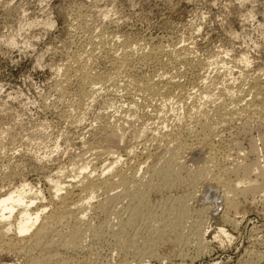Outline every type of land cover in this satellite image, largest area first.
<instances>
[{
  "label": "rangeland",
  "instance_id": "rangeland-1",
  "mask_svg": "<svg viewBox=\"0 0 264 264\" xmlns=\"http://www.w3.org/2000/svg\"><path fill=\"white\" fill-rule=\"evenodd\" d=\"M147 81L152 94L138 90ZM263 106L264 0H0V194L28 183L33 206L49 213L65 203L75 214L46 235L50 253L29 233L18 240L12 225L0 264H264ZM240 149L245 161L261 157V188L232 187L238 206L226 211L214 177L233 178ZM116 155L144 191L146 213L123 234L136 231L138 256L117 239L130 217L128 200L112 196L121 187L78 208L76 187L61 189V202L47 181L58 175L64 186L83 164L98 174ZM170 156L177 166L162 184ZM170 205L184 212L162 211ZM73 227L79 246L65 247L59 234Z\"/></svg>",
  "mask_w": 264,
  "mask_h": 264
},
{
  "label": "bare ground",
  "instance_id": "bare-ground-1",
  "mask_svg": "<svg viewBox=\"0 0 264 264\" xmlns=\"http://www.w3.org/2000/svg\"><path fill=\"white\" fill-rule=\"evenodd\" d=\"M142 51V50H141ZM96 77V76H95ZM114 78V77H113ZM96 81V80H95ZM100 81V80H99ZM167 81V80H166ZM137 82V81H136ZM170 82V81H169ZM133 83V82H132ZM154 82H151V81H147L145 83H142L140 84L138 90H141L143 92H145L146 94H152L155 92V89L156 87L154 86L153 84ZM92 85V84H91ZM132 85V84H131ZM127 87V86H126ZM138 88V87H137ZM134 89V88H133ZM144 96V94H143ZM259 108V107H258ZM262 111L264 112V106ZM176 114V113H175ZM263 114V113H262ZM217 115V114H216ZM176 119V118H175ZM178 119V118H177ZM199 127V126H198ZM202 129V128H201ZM210 129V128H209ZM196 133V132H195ZM198 133V132H197ZM209 133V132H208ZM261 134V133H260ZM198 135V134H197ZM193 136V135H192ZM191 136V137H192ZM111 137V136H110ZM190 137V138H191ZM259 137V135H258ZM197 138V137H196ZM203 138V136H202ZM260 138H261V148L260 150L264 149V132L260 135ZM112 140V139H111ZM203 140V139H202ZM197 141V140H195ZM201 141V140H200ZM200 143V142H199ZM253 143V142H252ZM251 147L249 149L250 153L256 150H258V148L253 144H250ZM178 147V146H177ZM183 147V146H182ZM189 147V146H188ZM181 148V146L179 147ZM100 149V148H99ZM156 149V148H155ZM177 150V148H176ZM179 150V149H178ZM182 150V149H181ZM248 151V153H249ZM157 152V151H156ZM257 152V151H256ZM102 153V152H100ZM177 153V152H176ZM246 153L245 150L243 149H240L239 151V155L237 156V159L231 164V170H230V173L229 174H232L233 175V178H231L230 175H227L226 177H224V179L222 178V176H213L215 181H219L220 183V180L219 179H222L221 180V183L220 185H222V192L220 193H223V197H224V201H223V204L224 206L226 207V211H227V208L230 210L231 207H234L236 204L234 202V195H237L236 193H233V190L235 186H239V185H242L243 188H237L239 189L238 191L240 192H243L244 194L249 192V191H253V190H258L259 188H261L260 186V182L258 180V175L261 174V167L259 165V159L261 158H254V159H250V161H245V156H246ZM264 153V152H263ZM148 154V153H147ZM168 154V153H167ZM174 155V153H173ZM176 155V154H175ZM262 156V155H261ZM264 157V154L263 156ZM120 159H121V156L120 155H116L114 156L109 162H107L106 164L104 163L102 166H100V173L94 174L93 170L91 169H86L87 167H85L86 165H80V169L78 168L77 170V174L74 176V179L70 181V183L67 182V184L65 183V185L63 186L62 182L59 180V176L58 175H53V176H49L47 178V181L49 183V186H50V189H51V197H54V198H59L60 197L62 198L61 194H60V190L61 189H66V194H69L71 193V190L69 189V185H72L74 186V188L76 187L78 189V194H77V200L78 201L77 203L74 202V204H77L76 206H81L83 205V203H87L88 200L92 199L93 195L96 194L98 191H102V192H106L107 190L111 189L113 186H119L121 187V193L120 194H116L113 193L114 195L113 198H119L121 195L126 198L128 200V204L130 205L129 206V213H128V216H130L129 218L125 217V219H119V226H118V241L120 243L121 246L123 247H126L128 249V247H130L132 249V251H134L135 253H137V256L139 254H142L143 249V246L142 248L137 246L136 244V241L139 240L138 238H136L137 236V233L136 231H134L133 233V237H130L128 239H124L123 238V234H125L126 231L125 228L127 227H133L135 224H134V219L136 216L138 215H142L146 212H142L144 210H141V206L139 205H142V204H139V202L143 199L144 197V191L143 190H140L139 188V183L141 182H138V180L135 178V175L133 172L129 173V175H127L126 173H124L123 171H121L119 165H118V162H120ZM264 160V159H263ZM132 161V160H131ZM176 161V159L173 157V156H170L168 158V162L167 164L165 165V169H163L164 171L163 172H159V182H161L162 184H166L168 183L169 181V178L171 176V174L174 173L173 169L177 166H174V162ZM121 163V162H120ZM137 164V163H135ZM177 164V163H176ZM264 166V165H263ZM162 167V166H161ZM99 168V167H98ZM131 168V167H130ZM73 169V168H72ZM94 169V168H93ZM161 169V168H160ZM159 169V170H160ZM264 169V168H263ZM158 170V169H157ZM156 170V171H157ZM176 170V169H175ZM98 171V172H99ZM227 171V170H226ZM154 172V171H153ZM255 173L254 177L252 178L250 176L251 173ZM264 172V171H263ZM56 173V172H55ZM252 173V174H253ZM53 174V173H52ZM190 174V173H189ZM197 174V173H196ZM264 174V173H263ZM216 175H222V174H216ZM155 176V175H154ZM73 177V176H72ZM156 177V178H157ZM262 177V176H261ZM260 177V178H261ZM173 178V177H172ZM140 180V179H139ZM153 180V179H152ZM156 180V179H155ZM158 182V183H159ZM218 183V182H217ZM142 184V183H141ZM148 184V183H147ZM170 185V184H169ZM30 185H28V183H23L21 185L20 188H16L15 189H12L11 191H7V192H4V193H1L0 194V241L3 240L4 242V237L6 234H8L7 232H10L11 231V226L13 225L14 226V230H15V234L18 236V240H22V236H24L26 233H29V238L31 239L30 240V244L33 246V248H35V246H39V248L41 249V251H43L42 249L45 250V248L49 247V242H51V239L50 241L48 240H44L45 237H47L46 235L50 232V230H52L53 228V225L57 224L58 222L60 223V221H62V218L64 217H74L75 214L73 212V207L71 208L70 205L69 206H65L67 204L64 203V206L63 208L57 211H53L51 210L52 212H49V213H44V207L43 205H40L38 206L37 204L33 206V203H34V200L39 198L38 194L33 191H31V187H29ZM146 186V185H145ZM144 186V187H145ZM245 186V188H244ZM143 187V189H144ZM148 187V186H147ZM153 187V186H152ZM233 187V189H232ZM149 188V187H148ZM10 189V188H8ZM142 189V188H141ZM236 189V191H237ZM241 189V190H240ZM235 191V192H236ZM189 192V191H188ZM209 192V191H208ZM255 192V191H253ZM242 193V194H243ZM241 195V194H240ZM186 196V195H185ZM244 197V195H243ZM54 198H53V201H54ZM213 198V197H212ZM65 199V198H62V200ZM75 199V198H74ZM112 199V198H111ZM215 199V198H214ZM218 199V198H217ZM41 200V199H40ZM62 200L60 199V201L62 202ZM213 200V199H212ZM223 200V199H222ZM87 201V202H86ZM108 201V200H107ZM118 201V200H117ZM168 201V200H167ZM181 202V200H179ZM183 201V200H182ZM215 201V200H214ZM213 201V202H214ZM71 202V201H70ZM142 202V201H141ZM114 203V202H113ZM182 203V202H181ZM180 203V205H181ZM215 203V202H214ZM82 204V205H81ZM121 204V203H120ZM171 204V203H170ZM178 203H176L177 205ZM63 205V204H62ZM60 205V206H62ZM85 205V204H84ZM174 205V204H173ZM179 205V204H178ZM179 205V206H180ZM183 205V204H182ZM75 206V207H76ZM178 206V207H179ZM216 206V204H215ZM238 206V204L236 205ZM76 207V208H77ZM85 207V206H84ZM181 207V206H180ZM179 207V208H180ZM184 207V206H182ZM210 207H213L210 206ZM79 208V207H78ZM223 208V206H222ZM237 208V207H236ZM16 209V214H15V217H12L14 218L13 219V222L12 220L10 219V217L12 216V213L13 211ZM95 209V208H94ZM185 209V208H184ZM244 209V208H243ZM75 210V209H74ZM81 210V209H80ZM84 210V209H83ZM147 210V209H146ZM187 210V209H186ZM185 210V212H187ZM162 211H165V213H181L183 210L181 209H175L173 208L171 205L170 206H166V207H163L162 208ZM224 211V210H223ZM225 211V212H226ZM82 212V211H81ZM117 212V211H116ZM125 212V211H124ZM184 212V211H183ZM182 212V213H183ZM65 213V214H64ZM154 213V212H153ZM77 214V212H76ZM79 214V213H78ZM77 214V215H78ZM112 214V213H111ZM174 214H171V215H174ZM146 215V214H145ZM183 215V214H181ZM159 216V215H158ZM176 216V215H175ZM66 217V218H67ZM77 217V216H76ZM82 217V216H80ZM79 217V218H80ZM160 217H161V214H160ZM168 217V216H166ZM78 218V217H77ZM155 215L154 214H151V212L147 211V219H149V221L146 223L150 225L154 224V219H155ZM165 218V216L163 217ZM225 218V217H224ZM73 219V218H72ZM140 219V218H139ZM145 219V218H144ZM157 219V218H156ZM159 219V217H158ZM161 219V218H160ZM180 219V218H179ZM198 219V218H197ZM74 220L77 221V219L75 218ZM80 220V219H78ZM151 220H153L151 222ZM164 220V219H162ZM167 220V219H166ZM165 220V221H166ZM202 220V219H201ZM72 221V220H71ZM160 221V220H158ZM79 222V221H77ZM168 222V221H167ZM195 222V221H194ZM79 223H82V222H79ZM159 223V222H158ZM157 223V224H158ZM156 224V223H155ZM157 224L156 226H153L155 229L158 228L157 227ZM164 224V223H163ZM162 224V225H163ZM196 224V223H195ZM118 225V224H117ZM165 225V224H164ZM56 226V225H55ZM151 226V227H152ZM161 226V224H160ZM166 226V225H165ZM169 226V225H168ZM197 226V224H196ZM52 228V229H51ZM55 228V227H54ZM138 228V227H137ZM153 228V230H155ZM249 228V227H248ZM135 229V228H134ZM140 229V228H138ZM149 229V228H148ZM164 229V228H163ZM196 231H199V228L198 227V230H197V227H195ZM194 227L192 230H194ZM217 231H219V234L220 232L224 235H227L224 231V229L218 227L216 228ZM137 230V229H136ZM149 230H152V229H149ZM157 230V229H156ZM167 230V229H165ZM53 231V230H52ZM51 231V232H52ZM78 228L76 229L75 227H73L72 229H70L66 234H59V235H62V242L61 244L63 243L65 245V247H71V248H75L77 246H79V235H78ZM96 231H98L96 229ZM140 231V230H139ZM161 231V230H160ZM192 231V232H194ZM95 232V231H94ZM156 232V231H155ZM154 232V234H156ZM159 232V231H158ZM97 233V232H96ZM95 233V234H96ZM139 233V232H138ZM149 233H153L151 231H149ZM148 233V234H149ZM197 233V232H196ZM218 233V232H217ZM93 234V233H92ZM94 234V235H95ZM143 234V233H142ZM154 234H151L149 236L151 237H146L145 239H142L143 240V244L147 245V247L149 246V244L152 242L153 238L152 236ZM159 234V233H158ZM161 234V233H160ZM195 234V232H194ZM200 234H201V231H200ZM157 235V234H156ZM198 235V234H195V236ZM27 236V235H26ZM125 236V235H124ZM145 236V235H144ZM143 236V237H144ZM159 236V235H158ZM201 236V235H199ZM7 237V236H6ZM5 237V238H6ZM60 237V238H61ZM142 237V238H143ZM198 237V236H197ZM196 237V238H197ZM28 238V239H29ZM59 238V237H58ZM155 238V237H154ZM202 238V237H201ZM14 239V238H13ZM115 239V238H114ZM116 239V240H117ZM24 240V239H23ZM60 240V239H59ZM141 240V241H142ZM159 240V239H158ZM176 240V239H175ZM198 240V238H197ZM200 240H203L199 238L198 240V243H200L199 241ZM61 241V240H60ZM156 241V240H155ZM2 242V243H3ZM16 242V241H15ZM23 242V241H22ZM158 242V241H157ZM5 243V242H4ZM202 243V242H201ZM1 244V243H0ZM14 244V243H13ZM12 244V245H13ZM28 244V246L30 245ZM59 244V243H58ZM140 244V243H139ZM154 244V243H152ZM2 245V244H1ZM10 245V244H9ZM16 246V245H15ZM201 246V245H200ZM199 246V247H200ZM7 247V246H5ZM9 247V246H8ZM7 247V248H8ZM31 247V246H30ZM29 247V248H30ZM122 247V248H123ZM151 247V246H150ZM150 247H148L150 249ZM206 247V246H205ZM28 248V249H29ZM37 248V247H36ZM53 248V247H52ZM64 248V246H63ZM147 248V249H148ZM10 249V248H9ZM48 249V248H47ZM58 249V248H57ZM119 249V248H118ZM130 249V250H131ZM148 249V250H149ZM49 250H52V249H48V253H50ZM74 250V249H73ZM47 251V250H46ZM126 251V250H125ZM131 251V252H132ZM198 252V251H197ZM134 253V254H135ZM191 253V252H190ZM45 254V253H44ZM39 255V254H38ZM41 255V254H40ZM48 255V254H46ZM50 255H54V254H50ZM136 255V254H135ZM38 257V256H37ZM33 258L34 260L31 262V264H42L45 262V258L44 257H38V258ZM46 257V256H45ZM54 257V256H53ZM140 257V256H139ZM48 258V256H47ZM32 260V259H31ZM48 260V259H46ZM141 261V260H140ZM143 264V263H142ZM145 264V263H144Z\"/></svg>",
  "mask_w": 264,
  "mask_h": 264
}]
</instances>
